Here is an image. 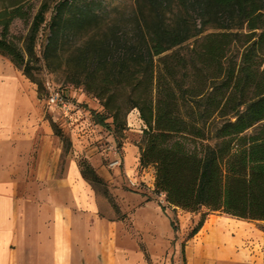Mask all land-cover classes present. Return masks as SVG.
Returning a JSON list of instances; mask_svg holds the SVG:
<instances>
[{"label":"trees","instance_id":"1","mask_svg":"<svg viewBox=\"0 0 264 264\" xmlns=\"http://www.w3.org/2000/svg\"><path fill=\"white\" fill-rule=\"evenodd\" d=\"M15 2L0 11V56L38 88V64L79 67L77 84L103 108L95 123L116 135L137 110L139 163L171 207L264 223V0H42L24 40L10 29L29 1Z\"/></svg>","mask_w":264,"mask_h":264},{"label":"crops","instance_id":"2","mask_svg":"<svg viewBox=\"0 0 264 264\" xmlns=\"http://www.w3.org/2000/svg\"><path fill=\"white\" fill-rule=\"evenodd\" d=\"M43 118L36 92L0 56V264H183L182 242L159 234L171 222L160 209L150 214L148 203H127L121 220L100 215L104 201L82 191L81 172L72 175L69 157L63 165ZM212 245L186 243L184 264H216Z\"/></svg>","mask_w":264,"mask_h":264},{"label":"rangeland","instance_id":"3","mask_svg":"<svg viewBox=\"0 0 264 264\" xmlns=\"http://www.w3.org/2000/svg\"><path fill=\"white\" fill-rule=\"evenodd\" d=\"M28 1L23 6L26 19H15L10 29L11 34L21 40L27 37L42 0ZM112 2L132 7L136 0H112ZM15 3V0H0V11L11 10ZM49 17L50 12L47 14L48 20ZM48 35V29L43 26L38 34L35 47L38 57L43 54ZM79 70V67H64L50 71L41 67L40 63L34 70V74L41 84L39 88L28 80L22 71H18L31 90L36 92L44 115L41 122L45 123V127L53 133L56 144L63 148L62 163L65 167L69 157L72 175L76 170L81 172V168H85L86 165L92 167V164L96 166L99 164L117 180V184H109L96 173L100 182H94L88 174L86 179L83 178L84 181L79 184L82 191L93 194L104 201L101 202L100 215L121 220L127 203H133L135 209L139 208L142 202L148 203L147 212L150 214L155 209H160L170 221L174 222L177 236L167 220L161 223L159 234L163 239L173 235L175 241L182 242L183 264L185 263V244L192 241L206 244L204 240L207 237L204 230L210 222L214 221L221 226V229L217 236L209 238V241L213 243L211 246L213 249L207 250L212 253V256L208 258H212L216 264L235 262L238 264H264L263 222L240 220L221 212H212L206 209H202L198 213L176 209L180 215H176L175 211L171 210L165 195L155 189L154 167H142L139 163L145 126L138 111L133 110L129 113L124 130L117 135L113 131L97 125L91 112L101 113L103 108L98 99L88 95L84 87L77 84L75 75ZM47 85L64 93L73 106L69 112L66 113L48 106ZM127 173L132 174L129 177ZM201 221L204 223L203 227L196 236L191 237V233ZM145 259L149 260L148 256L145 255Z\"/></svg>","mask_w":264,"mask_h":264},{"label":"built area","instance_id":"4","mask_svg":"<svg viewBox=\"0 0 264 264\" xmlns=\"http://www.w3.org/2000/svg\"><path fill=\"white\" fill-rule=\"evenodd\" d=\"M47 90V104L50 108L58 109L66 113L72 109V104L62 91L52 89L49 85H47Z\"/></svg>","mask_w":264,"mask_h":264},{"label":"bare ground","instance_id":"5","mask_svg":"<svg viewBox=\"0 0 264 264\" xmlns=\"http://www.w3.org/2000/svg\"><path fill=\"white\" fill-rule=\"evenodd\" d=\"M221 229V226L219 224H217L216 222L212 221L210 222L204 232L206 233V239L204 240V243H207V244H213L212 241H209V238L210 237H215L217 236L219 230Z\"/></svg>","mask_w":264,"mask_h":264}]
</instances>
